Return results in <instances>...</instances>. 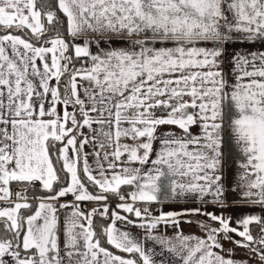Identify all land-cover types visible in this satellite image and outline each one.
<instances>
[{"label": "snow or ice", "instance_id": "6c2138e0", "mask_svg": "<svg viewBox=\"0 0 264 264\" xmlns=\"http://www.w3.org/2000/svg\"><path fill=\"white\" fill-rule=\"evenodd\" d=\"M0 32V264H248L222 239L264 264V216L207 210L236 206L229 191L264 209V49L234 50V82L221 68L226 44L264 43V0H0ZM228 99L243 171L226 189ZM160 199L199 203L154 214Z\"/></svg>", "mask_w": 264, "mask_h": 264}, {"label": "crops", "instance_id": "0c3cea01", "mask_svg": "<svg viewBox=\"0 0 264 264\" xmlns=\"http://www.w3.org/2000/svg\"><path fill=\"white\" fill-rule=\"evenodd\" d=\"M91 38V37H90ZM116 45H122L123 41H115L114 42ZM159 46V45H157ZM198 46H206V47H212L211 44H201ZM107 47V46H105ZM226 51L224 53V55L221 57V59L223 60V63L221 64V68L223 70L224 73H228L229 75L227 76V79L230 82H234L235 81V77L233 75H231V70L233 69V64L229 63V57L234 55V50H240V51H251V50H261L264 49V43H245V44H240V43H229L225 45ZM92 51L95 52L96 48L93 47ZM248 70H251V68H249ZM239 73H237L238 75ZM53 83H55V81H53ZM186 100H190V97H185ZM69 111H71V108H69ZM165 113H162L159 110L155 111V115L156 116H161L164 115ZM224 121H223V131L222 134L224 136L227 137L226 139V146H222L221 151H222V157H221V163H222V171H223V176H224V184L226 189L233 185L234 183L238 182V173L242 172L243 169L238 167V164L241 162L240 161V157H241V153L238 150V147L234 144L233 142V137L230 134V129H229V121L232 120L233 118H237L239 116V110L235 107V103L234 101H232L231 99H228L225 102V111H224ZM127 126V125H125ZM94 127H96L94 125ZM173 131L175 133H177L178 135L181 134V130L178 128V126H170V125H164V126H158L157 129V135H160L166 131ZM193 133H197L199 132V126H192L190 129ZM85 131H87V129H85ZM121 142H128L131 143L130 139L127 138H122ZM154 147L158 150L159 149V140L154 142ZM91 148V146H88L85 148V151H89ZM152 158H155V155L153 154ZM132 167H138V164H133L131 165ZM149 167L151 166L150 164L148 165ZM17 183L13 182L10 187L11 189L14 191V186ZM35 187L37 189H39L40 185L39 183H37L35 185ZM127 187V186H125ZM130 189L127 187V189L125 190V192H128ZM227 199L229 203H234L236 206L234 207H229L226 209H220V208H213L211 205L208 206L207 210L208 211H215L217 214H220L221 212H223L224 215H231L233 218V223L232 226L235 227V220L240 218L242 215H248V214H256V215H261L264 216V209H262L259 205H245L242 203V201L239 199L238 195L234 192L229 191L227 193ZM73 201V196L72 195H68L64 198H61L58 201L59 203H65V202H71ZM198 201H186V200H164V199H160L157 202H153L150 205H148V207L150 208V210L154 213V214H159V212L161 210L163 211H168L171 209H180L182 207L184 208H195L198 206ZM85 204V208H87V210L91 205H93L94 207H97L96 203L93 202H84ZM138 206H140L143 210V207L145 205L143 204H138ZM82 207V206H81ZM152 207L155 208V210H152ZM83 208V207H82ZM34 211V210H33ZM61 211V216H60V221H61V227L63 226V213L64 210H60ZM123 214V213H122ZM130 219H134V217H129ZM185 220H192L191 223H181L180 227L183 229L184 234H193V235H197V236H204V231L201 230L200 226L196 223L195 220H207L206 217L204 216H186L184 218ZM98 222V221H96ZM117 227L119 228H123L125 230L130 231L133 235L139 237L141 239V241H143V235L144 232L142 229L138 228V227H133L132 225H125L123 222L117 221ZM251 228V225H250ZM252 233L254 236H256L258 234V226L256 224H252ZM161 231H163L161 229ZM168 234L171 235L172 230L169 229L168 230ZM236 239H241L239 237H236ZM221 242L223 243V247L225 249V251L223 253H221L222 255H225L226 257L228 256V249H232L234 255L232 256L233 259H240V260H247L248 264H261V261L259 260V257L256 253L249 251L248 249L242 247V246H238L237 244L231 242V241H225V240H221ZM151 246V245H149ZM157 251H159V248H157ZM63 255V253H62ZM167 255V254H165ZM5 259L7 260L8 257H5ZM157 259H160V257H157Z\"/></svg>", "mask_w": 264, "mask_h": 264}, {"label": "trees", "instance_id": "16d2710c", "mask_svg": "<svg viewBox=\"0 0 264 264\" xmlns=\"http://www.w3.org/2000/svg\"><path fill=\"white\" fill-rule=\"evenodd\" d=\"M48 2L50 3V4H52L53 5V7H55V5H56V0H48ZM38 7H39V4H38ZM57 12H58V15L61 17V19H64V17H63V14L62 13H60L59 11H58V9H57ZM0 34H5V33H3V32H0ZM13 34H20V35H22L23 36V33H16V32H14ZM79 66V65H78ZM127 189V187H122V189H121V191H122V193L123 192H125V190ZM41 195H47V193H40ZM109 201H111V202H109L113 207L115 206V204L116 203H118V200H117V198L115 197V196H111L110 195V197H109ZM84 209H87V208H85V204L84 203H82V205H81ZM89 209V208H88ZM34 210V209H33ZM131 217V216H130ZM96 221H98V222H96ZM95 221V223H97V224H104V225H107V223H108V221L107 220H104V221H100L99 219H97ZM195 221H197V220H195ZM251 228H252V225H251ZM103 246H105V247H108L110 250H112L114 253H116V254H120V255H124V256H127L128 254H125V253H121V252H119L118 250H116V249H114V248H111V246H109V245H107L106 243L105 244H103Z\"/></svg>", "mask_w": 264, "mask_h": 264}, {"label": "built area", "instance_id": "2783aa9c", "mask_svg": "<svg viewBox=\"0 0 264 264\" xmlns=\"http://www.w3.org/2000/svg\"><path fill=\"white\" fill-rule=\"evenodd\" d=\"M36 184H37V183H36ZM19 188H20V185H19V184H16V185L14 186V191L18 190ZM123 193H127V192H123ZM117 200H118V199H117ZM109 202H111V201H109ZM92 208H94L93 205H91V206L89 207V209H92ZM152 210H155V208L152 207Z\"/></svg>", "mask_w": 264, "mask_h": 264}]
</instances>
